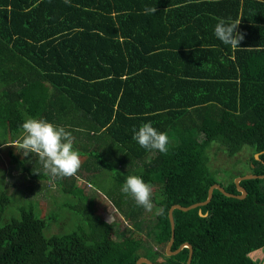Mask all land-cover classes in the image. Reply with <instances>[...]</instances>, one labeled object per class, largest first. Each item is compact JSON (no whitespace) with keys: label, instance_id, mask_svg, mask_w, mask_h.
Returning a JSON list of instances; mask_svg holds the SVG:
<instances>
[{"label":"trees","instance_id":"trees-1","mask_svg":"<svg viewBox=\"0 0 264 264\" xmlns=\"http://www.w3.org/2000/svg\"><path fill=\"white\" fill-rule=\"evenodd\" d=\"M217 17L240 20L239 48L216 38ZM29 116L71 131L84 156L76 175L52 179L35 154L5 146ZM147 121L170 137L166 154L132 139ZM0 139V264H185L188 248L166 253L170 206L205 200L213 183L238 194L211 173L207 148L248 146L249 173L264 174V153L253 157L264 149V0H0ZM6 162L31 180L27 191L44 196L50 180L68 197L44 214L32 199L10 207L24 193H7ZM131 174L152 186L151 212L121 192ZM240 185L242 199L214 189L205 216L174 209L171 250L187 241L190 264H264V179ZM99 190L134 229L117 238L95 213Z\"/></svg>","mask_w":264,"mask_h":264},{"label":"clouds","instance_id":"clouds-1","mask_svg":"<svg viewBox=\"0 0 264 264\" xmlns=\"http://www.w3.org/2000/svg\"><path fill=\"white\" fill-rule=\"evenodd\" d=\"M155 7H145L144 14H154ZM214 26V35L224 45L239 48L244 39V34L236 31L240 20L224 19L217 17ZM22 134L16 145L24 156L35 154L42 164L45 174L52 179L72 177L81 167L80 153L73 147L75 137L71 131L63 126L50 123L44 118L27 117L21 124ZM132 139L147 150H158L166 154L168 151L169 137L166 132L158 131L151 121L142 123L138 129H132ZM90 184L87 183V187ZM121 192L129 195L145 211L153 210L152 186L146 183L140 175L126 176L121 186ZM163 208L157 209L156 214H163Z\"/></svg>","mask_w":264,"mask_h":264},{"label":"rangeland","instance_id":"rangeland-1","mask_svg":"<svg viewBox=\"0 0 264 264\" xmlns=\"http://www.w3.org/2000/svg\"><path fill=\"white\" fill-rule=\"evenodd\" d=\"M0 141H3V139H0ZM251 152L252 150L250 149V147L246 146L243 148L242 151L238 152L234 156H230L224 150V147L222 145H219L218 143H212L207 148V155H208L207 165L211 173L215 175L216 180L226 184L231 180L234 181L240 172L243 174L249 173V166L251 167L253 166V164L250 162ZM80 157H81V161L83 162L84 156L80 155ZM253 157H255V153L253 154ZM3 170L5 171V179L7 181L6 182L7 193L16 194L19 191L24 193V194L21 193L20 196H14L15 201L10 204V207L14 209H17L19 206H28L26 203H28L29 200L32 199L33 202L34 201L36 202L37 209L40 208L41 212L44 214L49 210H51L52 208H54L55 206L54 202L57 203L68 197V196H64L66 194L60 193L56 189L54 182L50 180L45 181L46 183H50L48 184L49 186L47 187L46 195L39 197L36 194L39 187L34 188V190H36L35 192L31 193L27 191L28 190L27 188L30 187V185L32 184L31 180L25 181L24 179H22V175L14 168V166H10L9 163L6 162L3 165ZM104 179H108V180L105 182ZM111 179L112 178L110 175L109 176L96 175V180H101L99 181V183H101L104 186L110 184V182H112ZM78 182H81V180L79 179ZM94 189H96L95 184H94ZM99 194L100 196L99 195L95 196V213L98 214L102 219L106 220L107 222H111L113 224V227L116 229V231H119V233L117 234V238H120L122 231H126V227H131L130 229L135 228L130 221H126V219H124L123 213L116 208V206L106 195L105 191H100ZM147 218L148 220L146 219L142 224H140L138 228V230H140V232L145 235L147 233L146 231H148L147 229H149L150 225H152V215H149ZM147 223L149 224V226ZM49 224L55 225L54 222H51ZM50 228H48V230ZM146 242L149 244L152 242V240L150 238H147ZM142 250L144 252H147V248H143ZM152 250H154V247L152 248ZM159 252L163 253L162 250H160ZM140 257H144V255ZM157 260L163 261L164 257L163 256L157 257Z\"/></svg>","mask_w":264,"mask_h":264},{"label":"water","instance_id":"water-1","mask_svg":"<svg viewBox=\"0 0 264 264\" xmlns=\"http://www.w3.org/2000/svg\"><path fill=\"white\" fill-rule=\"evenodd\" d=\"M260 153H264V149L258 153H255V159L256 160H259V154ZM264 179V174H253V173H247V174H243V175H237V177L235 178L234 180V183H235V187H236V190L238 192V194H233V193H230V192H227L223 186H221L220 184L218 183H213L212 185L209 186L208 188V191H207V197L205 200L203 201H198V202H195V203H192L190 205H187V206H182L180 204H173L170 206L169 210H168V217H169V221H170V238H169V241L167 242L166 246H165V249H166V253L168 255H174V254H177L178 252H180L183 248H188V257H187V260H186V263L185 264H190L191 263V259H192V254H193V248H192V245L185 241L183 243H181L176 249L174 250H171V246L173 244V241H174V227H175V224H174V219H173V210L174 209H180V210H183V211H187L191 208H195V207H199L198 209V212L200 215H206V213H202L201 212V206H204L206 205L212 198V194H213V190L214 189H217L219 190L221 193H223L225 196L227 197H233V198H238V199H242L246 196V190L240 185V181L241 180H245V179ZM142 263H145V264H166L164 263L163 261H151L150 259L146 258V257H139L137 260H136V264H142Z\"/></svg>","mask_w":264,"mask_h":264},{"label":"flooded vegetation","instance_id":"flooded-vegetation-1","mask_svg":"<svg viewBox=\"0 0 264 264\" xmlns=\"http://www.w3.org/2000/svg\"><path fill=\"white\" fill-rule=\"evenodd\" d=\"M243 175V174H242ZM152 260V259H151ZM156 261H162V260H156Z\"/></svg>","mask_w":264,"mask_h":264},{"label":"bare ground","instance_id":"bare-ground-1","mask_svg":"<svg viewBox=\"0 0 264 264\" xmlns=\"http://www.w3.org/2000/svg\"><path fill=\"white\" fill-rule=\"evenodd\" d=\"M147 258V257H146ZM149 259V258H148ZM152 261V260H151ZM143 264V263H142Z\"/></svg>","mask_w":264,"mask_h":264}]
</instances>
